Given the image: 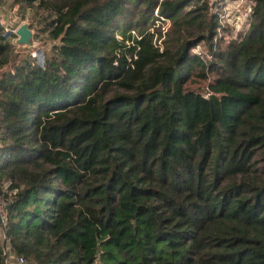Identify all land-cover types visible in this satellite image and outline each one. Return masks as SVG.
<instances>
[{
    "label": "trees",
    "instance_id": "1",
    "mask_svg": "<svg viewBox=\"0 0 264 264\" xmlns=\"http://www.w3.org/2000/svg\"><path fill=\"white\" fill-rule=\"evenodd\" d=\"M13 1L54 45L0 24V264H264V0L224 48L201 0ZM166 20L200 33L162 49Z\"/></svg>",
    "mask_w": 264,
    "mask_h": 264
},
{
    "label": "rangeland",
    "instance_id": "2",
    "mask_svg": "<svg viewBox=\"0 0 264 264\" xmlns=\"http://www.w3.org/2000/svg\"><path fill=\"white\" fill-rule=\"evenodd\" d=\"M254 0H201V3L206 4L208 11L207 15H216L224 17V21L221 24L225 25V30L222 32L217 31V35L214 40L219 45L220 48H224L228 42L233 41L235 37L236 40L239 39L242 33L244 35L247 32V19L250 14ZM195 3L186 7L183 10L189 12L194 10L201 4ZM225 6V8H223ZM131 11L140 17V9L132 6ZM157 11V10H156ZM45 10L40 11L36 8H28L22 5L16 4L13 0H0V24L4 30L7 32L17 33L21 26H27L32 33L31 41L28 44L20 45L17 43L19 40L17 34V39L13 40L14 53L19 54L21 58L32 57V54H37L38 56L43 55V53L48 52L54 45L46 32H44V26L42 19L47 16ZM156 15V12H155ZM195 15V14H194ZM192 15V16H194ZM188 21V20H187ZM198 22H194L192 25L196 26ZM220 24V25H221ZM186 28L190 26H185ZM199 24L196 27L189 28V31H183L178 25H174L173 21L166 20L165 22H157L154 29H150V33H155L154 43L156 45H161L162 49L169 47L174 51L181 41L194 40L200 31ZM132 34H136L135 31H131ZM129 32L118 33V38L121 40H127L129 38ZM209 46L205 41L198 42L197 46L189 51L190 55L200 54L206 61H209ZM201 74L199 69H195L191 72V75L185 85L188 90L201 93L206 95L205 88L208 84L212 82L215 78L212 75H207V78H200L198 75ZM4 186L0 183V190Z\"/></svg>",
    "mask_w": 264,
    "mask_h": 264
},
{
    "label": "water",
    "instance_id": "3",
    "mask_svg": "<svg viewBox=\"0 0 264 264\" xmlns=\"http://www.w3.org/2000/svg\"><path fill=\"white\" fill-rule=\"evenodd\" d=\"M17 36L19 38L17 43L23 45V44H28L31 41L32 33L27 26H21L17 31ZM0 225L1 226L5 225L1 208H0Z\"/></svg>",
    "mask_w": 264,
    "mask_h": 264
},
{
    "label": "built area",
    "instance_id": "4",
    "mask_svg": "<svg viewBox=\"0 0 264 264\" xmlns=\"http://www.w3.org/2000/svg\"><path fill=\"white\" fill-rule=\"evenodd\" d=\"M160 1H164V0H160ZM223 8H225V6L223 7ZM158 10L156 11V16L157 17H159V15H158ZM163 19V18H162ZM222 21H224V17L223 16H220V20H219V23L221 24V22ZM222 26H225V25H223V24H221ZM17 34V33H16ZM196 53V52H195ZM32 57L33 58H35V59H38V63H39V65L41 66V67H43L44 66V60L43 59H41V56H38L37 54H32ZM18 261H19V263H23V259L22 258H20V259H18Z\"/></svg>",
    "mask_w": 264,
    "mask_h": 264
}]
</instances>
